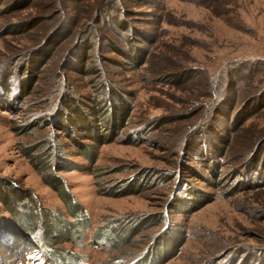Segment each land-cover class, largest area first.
Here are the masks:
<instances>
[{
	"label": "rangeland",
	"instance_id": "obj_1",
	"mask_svg": "<svg viewBox=\"0 0 264 264\" xmlns=\"http://www.w3.org/2000/svg\"><path fill=\"white\" fill-rule=\"evenodd\" d=\"M1 79L0 264H264V0H0Z\"/></svg>",
	"mask_w": 264,
	"mask_h": 264
},
{
	"label": "trees",
	"instance_id": "obj_2",
	"mask_svg": "<svg viewBox=\"0 0 264 264\" xmlns=\"http://www.w3.org/2000/svg\"><path fill=\"white\" fill-rule=\"evenodd\" d=\"M74 58V57H73ZM76 58V57H75ZM77 59V58H76ZM75 59V60H76ZM98 73H100V75L102 76L103 74H102V72H96V74H98ZM101 79H102V82L100 83L101 84V90H100V93L98 94L99 95V98H97V102H93L94 100H96V98L95 99H91V102H89V103H87V104H91V105H93V108H95V109H90V108H88V110H90V111H92L93 113L95 112H97V114H98V112L101 114V112H102V110H100L102 107L103 108H106L107 106H109V108L110 109H112L113 107H111V105L113 104V102L117 105V108L118 109H120V116L119 117H117L116 118V121L113 123V126H116L117 128H124V126H125V124H126V122H127V120H128V118H129V116H130V108H129V105L124 101V99L122 98V96L118 93V91L115 89V88H112L110 85H109V81H107L104 77H101ZM1 81H2V83H0V91L3 93V94H5L6 95V97H7V99L9 100V97H8V86H9V84L7 85V83H6V80L4 81L3 79H1ZM17 81V80H16ZM105 81V82H104ZM17 83V82H16ZM14 85V84H13ZM15 86V87H14ZM14 86H12L11 85V87H13V89H14V94H19L20 93V86H19V83H17V85H14ZM60 83H59V85H58V88H60ZM28 88H30V87H28ZM57 90H59V92H61L60 91V89H57ZM1 93V94H2ZM14 94H12V96H10L11 98L14 96V98H15V95ZM60 94V93H59ZM65 96H66V102H65V104H61V106H62V108L63 109H69V108H75L74 110H76V102L74 101V99H73V97H71V95H67V94H65ZM68 100H69V102H71V105H67V103H68ZM65 105H67V107H69V108H67ZM79 106V104H78V101H77V107ZM89 111V112H90ZM116 111H118L117 109H116ZM76 114H77V110H76V112H75ZM102 115V114H101ZM97 118H98V123L100 124V126H102V125H105L106 127H107V125L105 124V121H101V117L100 116H98L97 115ZM85 119V118H84ZM53 120V122H55L54 121V119H52ZM102 120H104V119H102ZM62 122H63V120H61ZM83 121H85V120H83ZM60 122V121H59ZM61 123V122H60ZM117 123V124H116ZM54 124V123H53ZM84 124V123H83ZM79 127H80V124H79ZM60 128H63V125L62 124H60V127H58V129H60ZM138 132V131H137ZM58 142H56L55 141V138H50V140H48V141H46L45 142V144H43L42 145V147L40 146L38 149H39V151L38 152H43L44 151V149L46 150L47 149V151H48V153L45 155L46 156V158H47V156H49L50 158H51V160H50V162H52V164H51V166H49V168L51 169H53L52 170V173H50V172H48L49 174H52V178H53V185H55V184H57L58 185V187H62V183H63V180L60 178V176L58 177V172L60 171V170H64V169H56L55 168V165L56 164H60V163H62V161H61V159H60V157H59V153H61L59 150H61V149H59L58 147H55V146H57L56 144H57ZM213 143V142H212ZM211 143V144H212ZM59 144V143H58ZM205 145H206V147H208L207 145H210L209 144V141H207L206 143H205ZM60 147V146H59ZM36 149V148H35ZM190 150H191V152L190 153H192V154H196V152L197 151H194V150H192L191 148H190ZM29 152H33L34 151V148L33 149H29L28 150ZM213 151H215L214 152V156L215 157H219L222 153H223V151H222V149L220 150V149H218V148H216V149H214ZM43 157V156H42ZM41 157V158H42ZM40 159V158H39ZM212 168H210L209 169V171L210 172H213V170L214 171H218V166H211ZM56 169V170H55ZM216 169V170H215ZM64 188V187H63ZM62 194V196H63V199L65 200V203L67 204V208H69V211H70V214H71V216H72V218L73 219H78V218H81L80 219V222H82L83 220H82V218L84 219V220H86V216H84V214H83V210H82V208H80L73 200H72V198L68 195V193H64V192H62L61 193ZM189 201V199L187 200V199H182V201L181 202H178L177 204L178 205H180V206H184L187 202ZM72 202H74L75 204H73ZM183 210H184V207H183ZM56 222L58 221L57 219H54ZM82 220V221H81ZM86 222L88 223V219L85 221V224H86ZM75 225H77V223H75ZM12 238H13V240H15V239H17L18 237H20L21 235H18L17 233L16 234H14V233H12V232H10V234H9ZM48 249V248H47ZM59 259H61V258H59ZM64 259V258H63ZM62 260V259H61ZM67 264H69L68 262H66ZM63 264V263H62ZM65 264V263H64Z\"/></svg>",
	"mask_w": 264,
	"mask_h": 264
}]
</instances>
